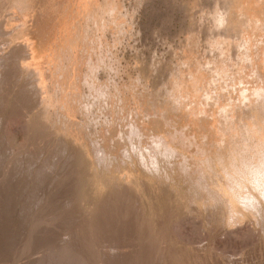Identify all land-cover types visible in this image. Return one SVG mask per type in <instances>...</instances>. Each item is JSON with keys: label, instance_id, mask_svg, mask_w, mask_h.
Here are the masks:
<instances>
[{"label": "rangeland", "instance_id": "1", "mask_svg": "<svg viewBox=\"0 0 264 264\" xmlns=\"http://www.w3.org/2000/svg\"><path fill=\"white\" fill-rule=\"evenodd\" d=\"M226 1L0 0V264H264V0Z\"/></svg>", "mask_w": 264, "mask_h": 264}, {"label": "bare ground", "instance_id": "2", "mask_svg": "<svg viewBox=\"0 0 264 264\" xmlns=\"http://www.w3.org/2000/svg\"><path fill=\"white\" fill-rule=\"evenodd\" d=\"M260 1H262V0H260ZM93 2H95V1H93ZM263 2H264V1H263ZM225 3L230 4L231 2H230V0H227ZM227 4H224V5H227ZM232 4H234V2H233ZM237 4H238V3H237ZM229 6H230V5H229ZM222 8H223V7H222ZM224 8H225V6H224ZM224 8H223V10H222L223 12H221L219 15L215 16V24H214V25H216V28H217V29H218V27H220L222 30H230V29H232V28L235 26L236 22L234 23L233 20H232L231 18L228 17V15H227L228 12H227V10H228L229 8L226 10V12H224ZM232 11H234V10H232ZM216 12H217V11H216ZM228 14H229V13H228ZM97 17H98V16H97ZM230 17H232L231 14H230ZM241 17H242V16H241ZM240 19H241V18H240ZM234 20H235V19H234ZM237 20H238V18H237ZM259 20H260V19H259ZM240 21H241V20H240ZM237 24L242 25V24H240V22H238ZM253 25L257 26V25L254 24V23H253ZM245 26H247V25L245 24ZM245 28H247V27H245ZM255 28H256V27H255ZM259 28H260V27H259ZM243 29H244V28H243ZM216 32H218V31H216ZM263 33H264V32H263ZM258 34H260V33H258ZM216 35H217V33H216ZM218 36H219V35H218ZM243 36H244V40H243V42L246 41V43H247V42L250 40V35H248V34L245 32V34H244ZM255 36H256V35H255ZM263 36H264V35H263ZM259 37H260V36H259ZM216 39H219V38H216ZM248 39H249V40H248ZM254 39H255V38H254ZM260 39H261V38H260ZM250 42H251V41H250ZM246 43H245V44H246ZM23 45H25V44H23ZM23 45H22V46H23ZM27 47H28V46H27ZM247 47H248V46H247ZM24 49H25V48H23V51H24ZM249 49H250V48H249ZM246 51H247V49H246ZM249 51H250V50H249ZM249 51H248V52H249ZM238 52H239V51H238ZM248 52H247V53H248ZM261 53H262V52H261ZM24 54H26V56H27L28 58L31 59L33 65H36V64H37V63H36V58H35V50H33V49L30 48V47H29V48H26V49H25V52L23 53V55H24ZM250 54H251V53H250ZM236 55H237V54H236ZM261 55H262V54H261ZM244 58H246V57H244ZM262 58H264V56H263ZM252 60H253V59H252ZM254 61H255V60H254ZM223 62H224V61H223ZM255 64H256V63H255ZM22 65H23V64H22ZM221 66H222V65H221ZM223 66H224V65H223ZM223 66H222V67H223ZM226 66H227V65H226ZM34 67H35V66H34ZM259 67H260V66H259ZM262 67H263V66H262ZM221 69H222V68H221ZM224 69H226V68H224ZM33 71H34V70H33ZM222 71H223V70H221V72H222ZM224 71H225V70H224ZM224 71H223V72H224ZM219 72H220V71H219ZM242 77H243V76H242ZM239 79H240V78H239ZM263 84H264V83H263ZM254 85H255V84H254ZM175 86L179 89V85H178V84L175 85ZM261 86H262V85H261ZM261 86H259V87H257V86L255 87V86H254V87H253V89H252L253 95L256 96V94H259L258 91H261V90H262V89L260 88ZM263 87H264V86H263ZM92 88H95V87H92ZM171 88H172V87H171ZM243 89H244V88H243ZM250 89H251V88H250ZM96 90H98V89H96ZM101 92H102V91H101ZM246 92H247V91H246ZM103 93H104V92H103ZM240 94H241V93H240ZM178 95H179V94H178ZM244 95H245V94H244ZM246 95H247V94H246ZM260 95H261V94H260ZM175 96H176V95H175ZM240 96H241V95H240ZM251 96H252V95H251ZM258 96H259V95H258ZM99 97H100V96H99ZM241 97H242V96H241ZM263 98H264V97H263ZM174 99H175V98H174ZM177 99H178V98H177ZM245 99H246V97H245ZM247 100H248V99H247ZM178 102H179V101H178ZM60 103H61V102H60ZM105 103H106V102H105ZM167 103H168V101H167ZM180 103H181V102H180ZM59 106H60V105H59ZM184 106H185V105H184ZM258 106H259V105H258ZM60 107H61V106H60ZM84 107H85V106H84ZM79 108H80V107H79ZM179 108H180V107H179ZM193 108H194V107H193ZM199 108H200V107H199ZM194 109H195V108H194ZM200 109H201V108H200ZM191 110H192V108H191ZM196 110H197V109H196ZM196 110H195V111H196ZM198 110H199V109H198ZM86 111H87V110H86ZM192 111H193V110H192ZM192 111H191V112H192ZM191 112H190V113H191ZM256 113H257V112H256ZM197 114H198V113H197ZM252 114H253V113H252ZM184 115H185V114H184ZM187 115H188V114H187ZM207 115H208V114H207ZM191 117H192V116H191ZM191 117H190V118H191ZM193 117H194V116H193ZM193 117H192V118H193ZM192 118H191V119H192ZM195 119H196V118H195ZM201 119H202V118H201ZM153 120H154V119H153ZM256 120H257V118H256ZM259 120H260V119H259ZM164 121H165V120H164ZM194 121H195V120H194ZM257 121H258V120H257ZM191 122H192V120H191ZM249 122H250V121H249ZM165 123H166V122H165ZM194 123H197V121L194 122ZM244 123H245V122H244ZM253 123H254V122H253ZM263 123H264V122H263ZM247 124H248V123H247ZM147 125H148V124H147ZM188 125H190V124H188ZM197 125H198V124H197ZM253 125H254V124H253ZM262 125H263V124H262ZM133 126H134V125H133ZM245 126H246V125H245ZM152 127H153V126H152ZM199 127H200V126H199ZM208 127H209V126H208ZM250 127H251V126H250ZM260 127H261V126H260ZM260 127H259V129H260ZM138 129H139V128H138ZM255 129H256V128H254V130H255ZM219 130H220V129H219ZM251 130H252V129H251ZM133 131H134V130H133ZM136 131H137V130H136ZM185 131H186V130H185ZM189 131H190V130H189ZM189 131H188V132H189ZM156 132H157V131H156ZM215 132H216V131H215ZM228 132H229V131H228ZM249 133H250V132H249ZM186 134H187V133H186ZM234 134H235V133H234ZM244 134H245V133H244ZM247 134H248V133H247ZM260 134H261V133H260ZM260 134H259V135H260ZM236 135H237V134H236ZM254 135H255V134H254ZM262 135H263V134H262ZM252 136H253V135H252ZM188 137H189V136H188ZM188 137H187V138H188ZM176 138H177V139L179 138L180 140H183V139H184V134L171 133V131H170L169 133H167L166 135H158V134L156 135V134H154V135L152 136V142L154 143V145L156 146V148H157V147H164L165 149H166V148L169 149V148H170V145H171L170 143H171L172 141H175ZM192 138H193V137H192ZM192 138H191V139H192ZM200 138H201V137H200ZM212 138H213V137H212ZM237 138H238V137H237ZM255 138H256V137L254 136L253 139H255ZM257 138H258V137H257ZM260 138H261V137H260ZM260 138L257 139V140H259L258 143L261 141L259 144L256 142L257 140H256L255 142L258 144L257 149H258V148H260V149L262 148V150L258 149V151L260 150V151L263 152V153H262V156H261L260 151H259V154H260V156L262 157V158H260L261 164H258V165L255 164V165H257V167H256V166H253L254 163H249V162H248V165H249V164L252 165V166L249 165V167L251 168L250 172H252V170H253V171L255 172V176L258 175V173H259V171H260V168L263 167V169H264V139H263V137H262L263 140H260ZM210 139H211V138H210ZM142 140H143V139H142ZM184 140H185V139H184ZM186 140H187V139H186ZM188 140H189V139H188ZM202 140H203V139H202ZM248 140H249V139H248ZM170 141H171V142H170ZM203 141H204V140H203ZM246 141H247V140H246ZM178 142L180 143V141H178ZM189 142H190V141H189ZM201 142H202V141H201ZM172 143H176V141H175V142H172ZM185 143H187V142H185ZM232 143H233V141H232ZM243 143H245V142H243ZM252 143H253V142H246V143L244 144V146L246 145L247 148H248V147H250V146L252 145ZM176 144L178 145V143H176ZM176 144H175V145H176ZM181 144H182V143H181ZM230 144H231V143H230ZM233 144H234V143H233ZM113 145H114V144H113ZM177 145H176V146H177ZM199 145H200V144H199ZM253 145H254V144H253ZM95 146H96V144H95ZM100 146H101V145H99V147H100ZM178 146H179V145H178ZM183 146H185V145H182L181 147H183ZM187 146H189V145L187 144ZM221 146H222V145H221ZM233 146H234V145H233ZM240 146H241V145H240ZM242 146H243V144H242ZM244 146H243V147H244ZM255 146H256V144L254 145L253 148L256 149ZM99 147H98V148H99ZM140 147H141V146H140ZM152 147H153V146H152ZM181 147H180V148H181ZM195 147H196V145H195ZM219 147H220V146H219ZM219 147H218V149H221V148H219ZM180 148H179V149H180ZM245 148H246V147H245ZM251 148H252V147H251ZM100 149H101V148H100ZM167 149H166V150H167ZM181 149H182V148H181ZM186 149H187V148H186ZM186 149H185V150H186ZM200 149H201V151H203L202 148H200ZM207 149H208V148H207ZM248 149H249V148H248ZM156 150H157V149H156ZM170 150H172V147L170 148ZM174 150H175V149L173 148V151H174ZM187 150H189V149H187ZM193 150H194V149H193ZM209 150H210V149H209ZM238 150H239V149H238ZM243 150H244V149H243ZM245 150H247V149H245ZM245 150H244V151H245ZM253 150H254V149H253ZM101 151H102V150H101ZM103 151H104V150H103ZM198 151H199V153H200V150H198ZM254 151H255V150H254ZM104 152H105V151H104ZM104 152H103V154H104ZM148 152H149V151H148ZM214 152H216V151H214ZM220 152H222V151H220ZM246 152H247V151H246ZM141 153H142V152H141ZM155 153H156V152H155ZM201 153L203 154L204 151L201 152ZM218 153H219V152H218ZM248 153H249V152H248ZM166 154H167V153H166ZM174 154H175V153H174ZM174 154H173V155H174ZM207 154H208V152H207ZM216 154H217V153H216ZM255 154H256V152H255ZM259 154H258V155H259ZM145 155H146V154H145ZM152 155H153V153H152ZM156 155H157V154H156ZM164 155H165V154H164ZM200 155H201V154H200ZM209 155H210V154H209ZM240 155H241V154H240ZM240 155H238V156H240ZM248 155H249V154H248ZM248 155H247V156H248ZM253 155H254V154H253ZM103 156H104V155H103ZM149 156H150V155H149ZM206 156H207V155H206ZM223 156H225V155H223ZM223 156H222V157H223ZM251 156H252V155H251ZM251 156H250V157H251ZM260 156H259V157H260ZM95 157H96V156H95ZM141 157H142V156H141ZM143 157H144V156H143ZM150 157H152V156H150ZM201 157H202V156H201ZM209 157H210V156H209ZM222 157H221V158H222ZM227 157H228V156H227ZM235 157H236V156H235ZM244 157H245V156H244ZM244 157L242 158V156H241V159H242L243 161L245 160ZM205 158H206V157H205ZM225 158H226V157H225ZM230 158H233V157H230ZM230 158H229V160H230L229 163H230V166H231V165L233 164V161H232V159H230ZM139 159H140V158H139ZM201 159H202V158H201ZM207 159H208V158H206V160H207ZM142 160H143V159H142ZM144 160H145V158H144ZM185 160H186V159H185ZM202 160H203V159H202ZM204 160H205V159H204ZM219 160H220V159H219ZM223 160H224V158L222 159V161H223ZM229 160H228V161H229ZM250 160H252V159H250ZM250 160H248V161H250ZM258 160H259V159H258ZM94 161H95V159H94ZM226 161H227V160H226ZM252 161H254V158H253ZM252 161H251V162H252ZM147 162H148V161H147ZM201 162H202V161H201ZM239 162H240V161H239ZM244 162H246V161H244ZM99 163H100V162H99ZM153 163H154V162H153ZM221 163H224V164H225V163H227V162H225V160H224V162H221ZM256 163H257V162H256ZM259 163H260V162H259ZM137 164H138V163H137ZM147 164H148V163H147ZM104 165H105V164H104ZM143 165H144V164H143ZM154 165H155V164H154ZM191 165H192V164H191ZM204 165H205V164H204ZM225 165H226V164H225ZM225 165H224V166H225ZM246 165H247V163H246ZM248 165H247V166H248ZM259 165H260V166H259ZM141 166H142V165H141ZM180 166H181V168H182V166H183L184 171H185V168H186V167H185V164H184V165L181 164ZM198 166H199V165H198ZM200 166H201V164H200ZM200 166H199V167H200ZM202 166H203V165H202ZM227 166H228V164H227ZM237 166H238V165H237ZM247 166H246V168H247ZM258 166H259V167H258ZM189 167H192V166H189ZM194 167H195V166H194ZM199 167H196V168L198 169ZM183 168H182V171H183ZM232 168H233V167H232ZM250 168H249V169H250ZM150 169H151V168H150ZM174 169H175V168H174ZM230 169H231V168H230ZM243 169H244V168H243ZM247 169H248V168H247ZM263 169H262V170H263ZM176 170H177V169H176ZM191 170H192V169H191ZM193 170H196V169H193ZM200 170H201V167H200ZM200 170H198V172H199ZM234 170H235V169H234ZM134 171H135V170H134ZM141 171H142V170H141ZM213 171H214V170H213ZM224 171H225V170H224ZM215 172H216V171H215ZM242 172H243V171H242ZM245 172L247 173V171H245ZM248 172H249V170H248ZM254 172H253V173H254ZM260 172H261V171H260ZM145 173H146V172H145ZM219 173H220V172H219ZM246 173H245V174H246ZM253 173H252V176L254 175ZM263 173H264V172H263ZM200 174H201V173H200ZM247 174H248V173H247ZM250 174H251V173H249V175H248L249 177H250ZM198 175H199V174H198ZM202 175H205V174L202 173ZM202 175H201L200 177H201L202 179H204V178L202 177ZM215 175H216V174H215ZM215 175H214V176H215ZM217 175H218V174H217ZM196 176H197V175H196ZM220 176H222V174H221ZM252 176H251V177H252ZM200 177H199V176H198V178L196 177L197 182H198L199 184H200V181L202 180V179L198 180ZM204 177H205V176H204ZM218 177H219V175H218ZM253 177H254V176H253ZM257 177H258V176H257ZM218 179H219V178H218ZM222 179H223V178H222ZM236 180H237V179H236ZM193 181H194V180H193ZM214 182H216V180H215ZM238 182H239V181H238ZM201 183H203V182H201ZM199 184H198V185H199ZM204 184H206V183H204ZM204 184H203V185H204ZM201 185H202V184H201ZM201 185H200V186H201ZM203 185H202V187H203ZM206 185H207V184H206ZM209 185H211V184L209 183ZM216 186H217V185H216ZM219 186H220V185H219ZM207 188H208V187H207ZM202 189H203V188H202ZM204 189H206L205 186H204ZM208 189L210 190V188H208ZM231 189H232V188H231ZM222 193H223V192H222ZM219 194H220V193H219ZM223 194H224V193H223ZM217 195H218V194H217ZM221 195H222V194H221ZM219 196H220V195H219ZM225 196H226V194H225ZM222 198H223V197H222ZM226 200H227V199H226ZM226 200H225V201H226ZM228 200H229V199H228ZM228 200H227V202H228ZM229 203H230V202H229ZM230 204H231V203H230Z\"/></svg>", "mask_w": 264, "mask_h": 264}]
</instances>
